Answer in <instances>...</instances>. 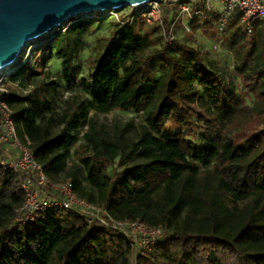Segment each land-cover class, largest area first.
I'll use <instances>...</instances> for the list:
<instances>
[{
	"label": "trees",
	"instance_id": "1",
	"mask_svg": "<svg viewBox=\"0 0 264 264\" xmlns=\"http://www.w3.org/2000/svg\"><path fill=\"white\" fill-rule=\"evenodd\" d=\"M183 2L207 11L206 0ZM161 6L162 23L147 24L144 8L123 18L86 77L77 79L72 64L80 33L94 26L81 14L46 36L30 61L19 57L5 81L17 133L47 176L60 181L78 159L91 189L70 173L80 197L116 220L160 226L162 239L135 249L120 231L62 209L18 224L24 175L0 168V264H264V32L245 31L238 13L224 29L235 83L208 66L200 49L165 41L178 4ZM218 16L210 9L189 25L214 29ZM54 55L66 89L87 96L72 110L58 111L45 83L37 84ZM7 82L37 85L21 97ZM115 109L142 113L136 136L110 134L88 115Z\"/></svg>",
	"mask_w": 264,
	"mask_h": 264
},
{
	"label": "built area",
	"instance_id": "2",
	"mask_svg": "<svg viewBox=\"0 0 264 264\" xmlns=\"http://www.w3.org/2000/svg\"><path fill=\"white\" fill-rule=\"evenodd\" d=\"M169 1L178 4V7L168 28L164 30V38L168 43L174 40V28L177 23L181 22L190 30V20L195 18L203 20L212 9L208 0L207 11L192 10L183 0ZM218 1L222 6L218 18L213 21L215 32L223 33L235 13L240 15L242 28L248 33L253 32L257 26L264 32V0ZM161 2H150L134 9L144 8V18L149 25L162 23ZM107 12L113 11L103 13ZM132 19L131 17V21ZM25 61L27 59H23L22 62ZM16 66L18 65L0 72V168L24 175L21 188L25 200L16 210L15 221L18 224H25L35 220L44 210L62 209L84 217L88 223L97 222L120 231L131 239L135 249L148 250L157 245L164 235V230L160 226L149 225L143 221L116 220L97 203L80 197L70 179L53 181L47 176L31 149L30 141L19 137L13 117L14 111L8 102L10 89L5 80Z\"/></svg>",
	"mask_w": 264,
	"mask_h": 264
},
{
	"label": "rangeland",
	"instance_id": "3",
	"mask_svg": "<svg viewBox=\"0 0 264 264\" xmlns=\"http://www.w3.org/2000/svg\"><path fill=\"white\" fill-rule=\"evenodd\" d=\"M165 2L166 0H162L161 4ZM161 8L163 7L161 6ZM132 10H134V7L127 6L113 12L103 13L102 15L87 14L81 17L86 20H93L94 26L81 32L79 41L71 49L72 64L77 79L81 76H88L94 64V60L102 52L107 40L116 28V25L121 22L123 18L130 15ZM97 14H99V12H97ZM100 19H102V21L97 24L96 20ZM65 29L66 28H64V30ZM174 39L200 49L204 53L205 62L208 66L222 72L233 82H238L239 77L233 68L234 60L226 33L218 34L214 29L202 27L200 24L187 30L185 26L179 22L174 28ZM47 41L48 38H46V36L32 41L25 47L20 58L22 57L30 61L34 50L44 45ZM71 43H73L72 40ZM63 68L62 61L54 55L47 63L44 68V73L37 82L38 84L41 80L45 83L44 88L47 90L48 94L54 97L58 111H63L65 109L72 110L79 102L86 101L87 99L86 94L80 87L72 91L66 89V83L62 76ZM48 83H54L56 87L53 88V85H48ZM37 84L23 86L19 83H8L12 90L21 97L26 96L28 92L32 90L34 91ZM88 115L98 127H102L108 133L114 134L118 131H122L126 137L136 136L143 125L142 113L134 110L115 109L108 113L89 111ZM258 125L259 127H264V119L259 121ZM70 173H74L80 180L81 185L87 191H91L85 178V170L80 161L76 158H71L68 161L66 172L61 174L60 181L70 179Z\"/></svg>",
	"mask_w": 264,
	"mask_h": 264
},
{
	"label": "water",
	"instance_id": "4",
	"mask_svg": "<svg viewBox=\"0 0 264 264\" xmlns=\"http://www.w3.org/2000/svg\"><path fill=\"white\" fill-rule=\"evenodd\" d=\"M161 1L0 0V72L15 65L32 41L58 35L65 22L72 17Z\"/></svg>",
	"mask_w": 264,
	"mask_h": 264
},
{
	"label": "crops",
	"instance_id": "5",
	"mask_svg": "<svg viewBox=\"0 0 264 264\" xmlns=\"http://www.w3.org/2000/svg\"><path fill=\"white\" fill-rule=\"evenodd\" d=\"M208 2H209V4H210V6L212 7V9H214V10H220L221 9V3L218 1V0H208ZM198 25V24H197ZM196 25V26H197ZM238 25L239 26H241L242 27V24H241V22H240V20H239V22H238ZM195 26V27H196ZM202 26V25H201ZM194 28V27H193Z\"/></svg>",
	"mask_w": 264,
	"mask_h": 264
}]
</instances>
